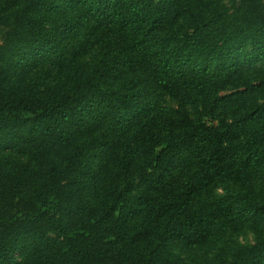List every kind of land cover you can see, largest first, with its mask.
<instances>
[{"label":"trees","instance_id":"obj_1","mask_svg":"<svg viewBox=\"0 0 264 264\" xmlns=\"http://www.w3.org/2000/svg\"><path fill=\"white\" fill-rule=\"evenodd\" d=\"M227 1L0 0V264H264V0Z\"/></svg>","mask_w":264,"mask_h":264},{"label":"rangeland","instance_id":"obj_2","mask_svg":"<svg viewBox=\"0 0 264 264\" xmlns=\"http://www.w3.org/2000/svg\"><path fill=\"white\" fill-rule=\"evenodd\" d=\"M225 4L227 6L230 5V3L227 0H225ZM53 74H55V73H53ZM162 105L163 106L166 105L167 107H170V108L176 107V103L173 100L168 99V98L166 99V102L164 101L162 103ZM216 193L220 194L221 193L220 189L217 190ZM233 240L237 241L240 244L252 243L254 241V233L249 228V226L243 225L241 228L236 230V232L232 236L231 241H233ZM204 252H205L204 250H199L197 248L191 249V250H180V251H178V253L181 254L182 257H184L189 263H192V264H203L204 263V257L202 255ZM208 255H210V252Z\"/></svg>","mask_w":264,"mask_h":264}]
</instances>
